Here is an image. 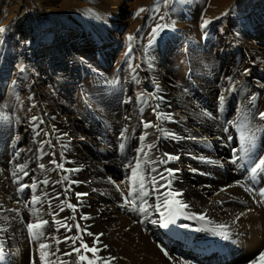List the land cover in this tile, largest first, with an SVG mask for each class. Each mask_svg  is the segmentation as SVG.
<instances>
[{
    "label": "bare ground",
    "instance_id": "bare-ground-1",
    "mask_svg": "<svg viewBox=\"0 0 264 264\" xmlns=\"http://www.w3.org/2000/svg\"><path fill=\"white\" fill-rule=\"evenodd\" d=\"M144 1L147 0H135L130 8ZM231 3L232 0H210L205 17L218 14ZM107 10L110 14L105 24L101 28L97 27L100 31L104 28L107 31L102 34V42L94 56L89 54L90 51L89 53L86 51L91 49L90 45L95 40L92 37L97 35H90L88 37L90 41H86L88 32L80 27L70 33L66 41V43L71 41L69 43L76 45L75 47L84 55L90 58L92 56V62L89 64L97 65L89 70L92 73L100 72L102 68H110L121 45L117 39L119 29L113 36H108L117 15L120 14V0H108ZM258 11L253 14L254 16L252 15L254 18L245 14L241 16L250 20L246 33L241 34L242 29H237V32L231 35L233 64L228 66V74L225 73L231 86L217 88L215 83L205 82L204 88L208 100L201 102L200 97L190 98L189 95H184L185 92L179 90V84L171 77L175 66L165 62L168 68L160 76L164 86L156 95L163 97V100L144 97L148 101L144 103L137 100L141 93L133 99V108L140 109L143 106L144 110L147 109L154 125L159 126V128L152 127L143 143L141 142L136 148L127 143L129 136L126 138L125 135L122 137L118 134L116 137V132L109 131L106 134L108 136L103 137L94 130L95 126L90 124L86 117L79 116L72 108L59 104L51 95L45 96L46 94L39 90L36 96L44 107V118L54 116L55 129L51 137H55L57 143L62 141L65 143L57 148L61 158L57 155L50 160L55 159L58 163H63L66 169L79 170L64 173L50 164L45 154H41L42 160L38 159L40 155L33 158L29 144L19 149L15 144V154L12 153L9 162L5 166L0 163V228L4 229L0 231V245H3L0 250V264H32L33 260L35 264H49V261H53V264H61L62 261L74 259L63 255L64 252L71 251L69 241L68 244L58 245L60 253L57 257L50 256L48 254L50 250H43L44 255L41 260L42 252L38 248L40 241L32 240L27 230V224L35 222L37 216L32 214L31 204L28 208L24 204L36 195L43 201V206H36L39 209L37 215L49 220V225L43 229L45 232L43 242L52 244L54 249L57 245L49 239L50 237L55 236L62 240L65 235L76 233L75 228L71 233H66L62 227L58 232L54 231L58 225L52 223L49 213L58 210L55 206L59 201L51 200L53 207H49L48 202L50 197L57 194H60V200L76 206V211L73 212L65 203V211L61 212L57 219L75 215L76 222L78 221L82 228H87L94 234L102 233L103 235L99 237L101 244L98 247L101 250L98 256L114 257L111 264H259L260 256L255 257V255L264 247V197L246 191L247 187L243 183L245 181L257 190L264 188V172H251L258 163V158H264V124L258 113H264V21L262 19L264 0L258 6ZM128 20L126 18L123 22ZM196 22L185 25L186 28L192 29L190 32L192 38H196L197 32L194 31ZM204 22L199 24V28H202ZM67 29L69 25L63 24L56 32H45L38 45L52 43L54 36L56 39ZM172 43L174 38L170 35L164 45L163 54L168 52ZM85 46L87 47L83 49ZM168 59L171 60V57ZM0 71V76H3L5 72ZM203 73L205 77L209 75L204 70ZM232 99L235 100L234 104ZM157 104L160 105L158 112L171 114V119L165 120L162 124L160 120H156L157 113L152 111ZM102 114L103 117H108ZM112 120L109 118L108 122L111 123ZM24 127L23 138L34 129L30 122L25 123ZM160 129L164 131L163 134L160 133ZM250 132L254 133L256 138L254 146H250L249 156H244L240 150V136ZM123 143L125 148L120 147ZM149 144L153 145L151 149L147 147ZM52 145H46L47 152L52 150ZM139 148H144L147 152V157L143 153L140 154L139 166L156 167L166 177L161 179L160 175L153 173L158 181L156 187L159 188V192L164 193L168 199H179L188 205L187 208L181 209L182 214L178 215L175 223L169 224L168 228L161 227L159 223H150V220L162 222L160 212L167 214L163 207L159 212L148 207L162 202L165 198L160 196V201H157L156 197L159 193L152 192L150 180L144 181L145 190L152 192L146 197L147 205H144L147 207V213L135 212L132 210L131 202L125 203V197L133 187L139 190L141 178L146 174L143 170L140 172V169L136 170L135 175L132 172L137 165ZM166 153L178 159L164 164H149L153 159L159 161L165 158ZM51 154L50 152L49 155ZM237 157L241 159L237 160ZM233 160L236 162L233 163ZM40 163L45 164V169L38 167ZM19 164H26V171L30 173L21 183L30 186L33 181L48 179L46 177L50 173L54 174L55 179L48 180L47 186L37 183V191L29 188L23 193H18V185L14 183L15 177L12 173ZM126 166L129 168L127 169ZM5 167L8 168L7 171L4 170ZM165 169L175 171L169 175L164 171ZM107 172L108 176L105 174ZM18 175L22 174L18 173ZM64 175H68L70 181H75L70 184V190L67 192L65 187L69 185V181L54 183L63 180ZM159 185L165 187L160 188ZM43 187H52L55 190L45 196L41 194ZM169 191L179 192L182 195L173 197L168 195ZM77 193L85 195L77 198ZM128 199L131 201L135 198L128 196ZM136 205L140 206L139 200L136 201ZM23 211L29 214L28 218L21 214ZM200 213L206 214V220L190 218L192 214ZM82 216H87L88 219H81ZM67 223L71 225L73 221L69 220ZM180 225L190 227L183 228ZM83 239L90 247L92 246L93 237L85 234ZM103 245H107V248H103ZM165 251L168 253L167 256L164 254ZM88 256L91 257L92 254L88 253ZM97 264H103V261H98Z\"/></svg>",
    "mask_w": 264,
    "mask_h": 264
},
{
    "label": "rangeland",
    "instance_id": "rangeland-1",
    "mask_svg": "<svg viewBox=\"0 0 264 264\" xmlns=\"http://www.w3.org/2000/svg\"><path fill=\"white\" fill-rule=\"evenodd\" d=\"M107 1L0 0V70L5 72L0 76V117L8 118L7 120L0 118V163L4 166L15 154V144L18 145L17 149L29 144L33 158L40 155L38 159L42 160L44 154L48 161L57 155L61 158L57 148L65 143L63 141V144L57 143L55 137H51L55 129L54 116L44 118V107L36 96L39 90L46 94L45 96L51 95L59 104L72 108L79 116L86 117L89 123L95 126L94 130L105 138L109 131L116 132L117 137L127 129L124 133L126 138L129 136L127 143L130 146L134 145V148L138 147L141 144V136L145 131L150 133L149 130L152 128H144L142 121H151L153 125L155 123L149 118L147 109H143L144 112L141 113L140 109L143 106L140 109L133 108L132 102L135 96L143 93L144 97L152 98L153 95L159 94L164 86L160 76L168 68L165 65L167 62L175 66L171 77L179 84V90L190 98L200 97L201 102L208 100L204 88L205 82H213L212 84L215 83L217 88L225 85L230 87L226 74H228V66L233 64L231 35L236 33L237 29H242L241 34L246 33L250 20L241 16L258 13V6L263 0H232L229 7L208 17H205V12L210 0H169L167 5L160 4L158 13L145 11L139 15H136L139 9L153 8L154 0L138 2L132 8L130 6L135 0H120V14L117 15L115 24L108 32V36H113L119 29L117 39L121 45L118 55L111 62L113 65H110L109 70L102 68V71L92 73L89 70L97 66L89 64L92 62V56L90 58L84 55L75 47L76 45L69 43L71 41L67 43L66 41L70 33L80 27L88 32L87 38L93 34L97 35L92 37L95 40L90 45L91 49L86 51H90L88 53L94 56L102 42V34L107 31L106 28L102 31L97 29L105 24L110 14L107 10ZM161 15L166 16L164 21L159 20ZM253 16L251 18H254ZM126 18L129 19L128 22H123ZM262 19L264 21V15ZM206 20L209 21L207 26L199 28V24ZM194 21H197L194 26V31L197 32L196 38H192L190 34L192 29L185 26ZM157 23L168 24L170 27L160 32L155 42L149 45L152 28ZM63 24H68L69 29L63 31V34L56 39L54 36L52 43L38 45L45 32H56ZM168 34L173 36L174 43L169 46L165 55L163 49L170 36ZM129 35L134 37L132 41L127 39ZM129 44H131V52H129ZM169 57L171 60L168 59ZM203 70L210 76L205 77ZM156 85L159 86L158 91ZM234 102L235 100L232 99V104ZM101 112L108 117H103ZM33 116L39 117L44 123L28 132L23 138L22 131L26 127L24 125L28 122L31 124ZM109 118H112L116 125L113 122L109 123ZM156 120H158L157 116ZM260 120L264 124V119ZM164 121L159 122L162 124ZM37 131L40 132L39 136L36 135ZM160 133L163 134L164 131ZM16 136L21 140H16ZM41 141H51V143L42 146ZM46 145H52V150L47 152ZM50 152H56L55 156L49 155ZM149 167L151 166H139L136 170L146 172ZM7 169L5 167L4 170ZM105 174L108 176V172ZM53 176L54 174L50 173L46 178L53 180L55 179ZM243 183L249 187L247 182L243 181ZM46 188L43 187L44 192L41 191V194H49L50 191L53 193L55 190L52 187ZM253 193L258 196L257 193ZM21 214L25 218L29 216L25 211ZM261 252H264V247L255 257L260 256Z\"/></svg>",
    "mask_w": 264,
    "mask_h": 264
},
{
    "label": "snow or ice",
    "instance_id": "snow-or-ice-1",
    "mask_svg": "<svg viewBox=\"0 0 264 264\" xmlns=\"http://www.w3.org/2000/svg\"><path fill=\"white\" fill-rule=\"evenodd\" d=\"M169 2V0H154V7L151 9H144L141 8L138 10V12L136 13V15H139V13L141 12H145V11H149V12H154V13H158L160 10V4L164 3L165 5H167ZM227 13H225L226 15ZM152 18V17H150ZM166 18L165 15H161L159 16V20L160 21H164ZM174 23V22H173ZM209 23V21H205L204 24L202 25L203 27H206L207 24ZM170 27V25L168 24H161V23H157L153 28H152V32L150 34V40H149V45H151L152 43L155 42L156 38L160 35V32L164 31L165 29H168ZM139 31V29H138ZM127 39L129 41H132L134 39V37L132 35H129L127 37ZM129 52H131V44H129ZM126 55H128V53L126 52ZM131 67V65H130ZM137 67H139L137 65ZM149 67H151V65H149ZM247 72V70H245ZM135 79V78H134ZM138 82V81H137ZM156 89L157 91L159 90V86L156 85ZM153 99H158V100H163V97L160 96H152ZM137 100H140L144 103H147L148 101L144 99V94L141 93L138 97ZM160 108V105L157 104L154 108H152L153 112L157 113V119L158 120H169L171 119V114L168 113H160L158 112V109ZM141 113H143V108L140 109ZM2 119L7 120V117H0ZM259 118L260 119H264V113H259ZM245 120H247V116H245ZM31 122L34 126V128H38L40 124H43L44 121L42 119H40L37 116H33L31 117ZM142 124L144 126V128H149V127H157L159 128L158 125H153V123L151 121H142ZM162 131V129H160ZM127 132V129H124L121 133V136H124V133ZM36 135L39 136L40 132L37 131ZM45 135H48V133H45ZM66 135V134H65ZM170 135H174V134H170ZM147 137V133H145L144 135L141 136V142H143ZM255 134L254 133H249V134H241L240 136V150L244 153V156H249L250 151H251V147L250 146H254V142H255ZM16 139L18 140L19 137L17 136ZM45 143H51V141H41V145L43 146V144ZM121 148L124 147L123 144L120 145ZM147 147L149 149H151L153 147V145L149 144L147 145ZM42 151V148H41ZM143 153V155L145 157H147V152L144 151V148H139L137 150V165L136 167H139V156L140 154ZM51 155L55 156V153H52ZM178 159V157L173 156L171 154H165V158L160 159L159 161L153 159L151 161H149L150 165H154L157 163L160 164H164L167 163L171 160H175ZM241 159V157H237L236 158ZM236 160H233V163H235ZM50 164H52L56 169H59L60 171L64 172V173H70V172H75L78 171L79 169H66L64 167L63 163H58L55 159L50 160L49 161ZM38 167L40 169H45V164L40 163L38 165ZM27 165L26 164H19L17 165V169L16 171H14L12 173V176L15 177L14 183H16L18 185L17 191L18 193H23L26 189L31 188L32 190H35L37 187V183L39 184H43L45 186H47L49 184V181L47 179H44L42 181H33V183L29 186L28 184H24L21 183V181L23 180L24 177H28L30 175V173L28 171H26ZM164 171H167L169 173V175H172L174 173L175 170L172 169H165ZM133 175H135L136 172V168L132 169ZM252 173H257V172H264V158H258V163L255 164V166L251 169ZM22 174V175H18ZM153 173H156L158 175H160L161 179H166V177L163 176V173L159 172L158 168L156 167H149L146 171V174L144 177L141 178V182L139 185V190H137L135 187L132 188V190L130 191V193L128 194V196H132L135 199L129 201L128 196L125 197V203H132V210L135 212H139V213H147V207H145L144 205H147V199L146 197H148L149 195L152 194V192H156L159 193L156 197L157 201H160V196H165L164 193H160L159 192V188L156 187V185L158 184V181L156 180V177L154 175H152ZM145 180H150L152 182V192L146 191L145 190ZM64 181H69V185L65 187V192L70 190V184L71 183H75V181H70V178L68 175H64L63 176V180H57L54 183H63ZM170 183V181H169ZM241 187H244V185H240ZM160 188L165 187V185H159ZM246 191L252 193L255 192L258 195L264 197V188H260V189H255L252 186H249L247 188H245ZM77 198H79L82 195L85 194H81V193H77ZM168 195H172L173 197H179L180 195H182L179 192L176 193H172L171 191H169ZM45 196H47V193H45ZM58 200L59 204L56 205L55 207L58 209L56 211H53L51 213H49V215L52 217V223L54 225H58V227H56L54 229V231L58 232L60 230V228H64L66 233H71L72 229L75 228L76 229V233L73 235H65L63 237V239H59L55 236L50 237L49 239H51L52 241H54V243L57 245V247H55L54 249L52 248V244L50 243H46L43 242V239L45 237V232L43 231V229H45L46 226L49 225V220L47 219H42L40 218L37 213L39 211V209L36 207L37 205L43 206V201L41 200V198L39 196L33 195L31 197L30 201L25 202L24 206L26 208L29 207V205L31 204L32 206V214L34 216H37V219L35 222H29L27 224V230L28 232L31 234V238L34 241H40L38 248L39 250H41L42 255H41V260H43V250H50L49 251V255L52 257H57V255L60 253V249L58 247V245L60 243H65L68 244L69 241L71 242V251H66L63 253L64 256H68V257H74L73 260L71 261H62L61 264H97L98 261H103V264H111V261L113 259H115L114 257H101L98 256V253L100 252V247H98V245L101 244L99 237L101 234H94L90 231L87 230V228H82L81 225L79 224V222H76V217L75 215L73 216H69V217H63L61 219H57V217H59L61 212L65 211V200H60V194H57L54 197H50L49 198V202H48V206L49 207H53V205L51 204V200ZM139 200L140 201V206L137 207L136 205V201ZM19 203V201H17ZM66 206L68 209H71L73 212L76 211V206L73 205L70 202L66 203ZM148 207H152L154 208V210H156L157 212H159V209L161 207H163L166 211L167 214H165L164 212H160V217L162 222H158L157 220H150V223L153 224H157L159 223L161 227L163 228H168L169 224H174L176 221V218L178 215L182 214L181 213V209H185L188 207L187 204L182 203L179 199H168L167 196H165V198L163 199L162 202H158L154 205H148ZM191 219H198L200 221H204L206 220V214L204 213H200V214H192ZM81 219H88L87 216H82ZM73 221V223L70 225L69 223H67V221ZM180 227L183 228H189V225H180ZM223 227V226H221ZM4 229L0 228V231H3ZM87 235L89 237H93V240L91 242L92 246H89L88 242H85V240L83 239L84 235ZM221 235H226L225 233H220ZM103 248H107V245H103ZM3 245H0V250H2ZM163 250V249H162ZM88 253H91L92 256L89 257ZM164 254L167 256L168 253L167 251L164 252ZM32 264H35V260L32 261ZM49 264H53V261H49ZM259 264H264V252L260 253V257H259Z\"/></svg>",
    "mask_w": 264,
    "mask_h": 264
}]
</instances>
